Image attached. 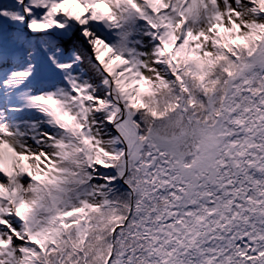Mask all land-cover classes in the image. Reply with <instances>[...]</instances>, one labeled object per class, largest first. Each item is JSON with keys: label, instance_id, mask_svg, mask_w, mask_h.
Listing matches in <instances>:
<instances>
[{"label": "snow or ice", "instance_id": "snow-or-ice-1", "mask_svg": "<svg viewBox=\"0 0 264 264\" xmlns=\"http://www.w3.org/2000/svg\"><path fill=\"white\" fill-rule=\"evenodd\" d=\"M0 264H264V0H0Z\"/></svg>", "mask_w": 264, "mask_h": 264}]
</instances>
